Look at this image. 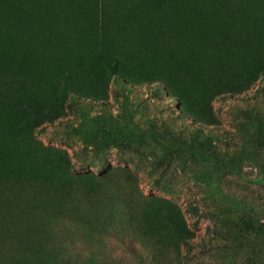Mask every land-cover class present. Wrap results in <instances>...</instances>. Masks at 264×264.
<instances>
[{
    "label": "rangeland",
    "instance_id": "obj_1",
    "mask_svg": "<svg viewBox=\"0 0 264 264\" xmlns=\"http://www.w3.org/2000/svg\"><path fill=\"white\" fill-rule=\"evenodd\" d=\"M246 220L264 0H0V264H264Z\"/></svg>",
    "mask_w": 264,
    "mask_h": 264
},
{
    "label": "trees",
    "instance_id": "obj_2",
    "mask_svg": "<svg viewBox=\"0 0 264 264\" xmlns=\"http://www.w3.org/2000/svg\"><path fill=\"white\" fill-rule=\"evenodd\" d=\"M245 223H247L249 225V227H255V228H259V229H263L264 228V224H260L258 222L255 223V222H251L249 220H246Z\"/></svg>",
    "mask_w": 264,
    "mask_h": 264
}]
</instances>
